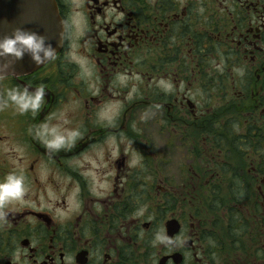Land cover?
Returning <instances> with one entry per match:
<instances>
[{
    "label": "flooded vegetation",
    "instance_id": "flooded-vegetation-1",
    "mask_svg": "<svg viewBox=\"0 0 264 264\" xmlns=\"http://www.w3.org/2000/svg\"><path fill=\"white\" fill-rule=\"evenodd\" d=\"M55 1V59L0 76L46 90L0 110V177L29 188L0 264H264V0Z\"/></svg>",
    "mask_w": 264,
    "mask_h": 264
},
{
    "label": "clouds",
    "instance_id": "clouds-1",
    "mask_svg": "<svg viewBox=\"0 0 264 264\" xmlns=\"http://www.w3.org/2000/svg\"><path fill=\"white\" fill-rule=\"evenodd\" d=\"M64 34H61V39ZM56 48L42 33L16 26L11 33L0 36V76L15 68V63L27 55L36 65L55 59ZM43 87L31 89L28 86H14L6 90L0 98V110L12 106L19 115L39 112L45 100ZM67 121H64L66 124ZM80 135L77 129H68L61 124L45 122L35 131L46 150L56 154L61 150H70ZM27 177L23 169L13 168L0 177V225L7 224L8 217L15 206L23 204L28 195ZM155 240L161 244L171 243L159 236Z\"/></svg>",
    "mask_w": 264,
    "mask_h": 264
},
{
    "label": "water",
    "instance_id": "water-1",
    "mask_svg": "<svg viewBox=\"0 0 264 264\" xmlns=\"http://www.w3.org/2000/svg\"><path fill=\"white\" fill-rule=\"evenodd\" d=\"M8 14L15 20V27L22 26L40 32L56 48L55 53L60 49L64 26L55 0H0V18ZM43 64L36 65L26 55L23 60L15 63V67L34 70Z\"/></svg>",
    "mask_w": 264,
    "mask_h": 264
}]
</instances>
